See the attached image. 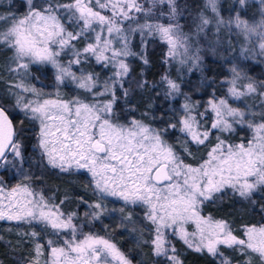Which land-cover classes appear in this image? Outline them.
Listing matches in <instances>:
<instances>
[{"label":"snow or ice","instance_id":"obj_1","mask_svg":"<svg viewBox=\"0 0 264 264\" xmlns=\"http://www.w3.org/2000/svg\"><path fill=\"white\" fill-rule=\"evenodd\" d=\"M237 2L241 7L247 4V0ZM147 3L145 7L140 0H22L15 12L0 14V24L6 25L0 30V48L11 53L0 71L18 77L0 94V165L25 162L24 120L19 127L14 124L7 102L38 127L34 147L48 166L62 173L75 170L89 176L97 198L92 203L81 198L90 209L84 213L86 218L99 220L109 211L123 214V207L107 208L106 202L113 198L125 206L144 209L143 220L148 222L144 227H151L146 243L155 256L165 257L169 264H183L169 236L195 252L218 257L220 264H233L222 249L246 257L238 264H253L254 257L264 264V224L234 229L225 219L202 214L207 202H214L228 189L245 199L264 190V111L257 114L247 105L233 107L229 102L230 98L241 100L257 94L264 82L251 81L233 64L231 77L224 81L228 85L225 94L217 96L213 90L206 104H200L191 102L181 84L165 75L161 78L165 99L184 96L181 114L173 113L175 123L166 122L158 128L147 112L141 119L122 120L125 109L117 111L118 101L128 104L131 87L126 84L141 89L148 86L143 79L129 81L132 69L127 60L139 55L148 65L146 49L151 40L166 45V62L177 61L181 66L190 65L189 71L197 68L203 72L201 37L207 35L213 21L217 31L222 25L235 24L248 43L256 44L254 48L241 47V56L264 57V0H260L261 19L251 23L239 14L225 21L218 0H205L204 10L195 17L198 23L188 32L179 22L177 0ZM157 6L167 10L157 11ZM207 10L214 14L212 18L205 15ZM136 35L141 38L140 53L132 50ZM77 43L82 46L77 48ZM215 43L218 41L212 42L213 50ZM65 56L69 57L66 62ZM92 60L111 68L112 73L101 81L98 74L76 67ZM33 66L55 70V91L46 92L25 82ZM241 80L250 82L241 84ZM68 83L82 94L66 98L59 89ZM258 94L264 98V92ZM134 111L127 108L128 113ZM237 126L247 127L251 137L230 143L218 135L211 143L214 131L232 133ZM177 130L183 139L169 142L166 137ZM193 147L197 151L204 147L206 153L197 159ZM53 200L32 188L27 175L10 188L0 180V221H15L33 229L22 233L33 242L25 264H132L110 238L84 232L86 224L77 223V213L62 210L64 200ZM260 207L264 211V203ZM125 221L132 222V215H122L121 223Z\"/></svg>","mask_w":264,"mask_h":264},{"label":"trees","instance_id":"obj_2","mask_svg":"<svg viewBox=\"0 0 264 264\" xmlns=\"http://www.w3.org/2000/svg\"><path fill=\"white\" fill-rule=\"evenodd\" d=\"M61 2H67V0H61ZM140 2L145 7L148 6L147 0H140ZM21 3L22 0H0V14L15 12ZM10 5L12 6L10 7ZM204 5L205 0H177L178 10L181 12L179 22L184 26L185 32H188L190 27L194 28L195 23H198L195 17L204 10ZM261 7L262 5L257 0H247V4L243 7L238 4L237 0H218V11L225 21L234 19L237 14L241 19L249 22L257 21ZM160 10L166 11L167 9L157 6V11ZM20 11L22 12L23 9ZM205 15L210 18L214 16L210 10H207ZM141 22H143V18H141ZM206 33L207 35L202 36L199 42L200 55L203 57L201 65L203 72L197 68L195 72H191L195 82H199V87L204 91L201 97L209 98L213 94V90H216L217 96L225 94L227 84L224 81L231 76L230 68L233 64L237 65L247 77H250L251 81L264 82V57L258 54L255 57L249 54L241 56V47L254 48L256 44L248 43L240 30L235 27V24L222 25L217 31L213 21ZM252 39L255 41V37ZM216 41L218 43H215L213 50L212 42ZM256 50L258 53V48ZM166 52L165 44L158 40H151L146 49L148 65H145L139 56L130 58L132 71L129 81L143 79L148 82V86L141 89L135 84L125 85L131 87L128 100L131 107L135 108L137 113H149L151 118H154L153 122H157L159 126H161L163 114V100L158 95L157 85L161 83L163 76L175 74V65L165 60ZM8 55L9 52L0 48V58ZM182 76L184 78V74ZM181 77H178V80H181ZM246 81L250 82L249 80ZM259 92H264V88L258 89ZM258 93L245 97L243 104H240L241 107L247 105L257 114L264 111V98ZM194 96H192L193 99L196 98ZM149 104L151 109L148 108ZM7 106L10 108L8 104ZM13 112L14 110L10 108V114L19 127L21 119ZM36 131H38V127H34L30 121H24L22 151L25 162L17 163L15 166L12 164L0 165V180L4 182V185L11 187L21 182L23 177L27 175L31 179V187L42 190L46 197H54L52 202L59 203L64 200L62 210L65 213L76 212L78 215L77 223L86 224L83 229L84 232L91 231L110 238L133 264H169L165 257L155 256L150 243H146L150 241L151 227H144L147 224L142 218L144 215L138 214L143 211L142 209L136 207L132 212L130 210L132 208L126 206L123 214L115 212L116 215H110V212H107L99 220L94 221L90 217L86 218L84 213L90 209L81 203V198L89 203L94 202L97 198L89 185V176L82 171L74 170L69 173H62L59 169L48 166L46 161L42 160L39 148L34 147L37 143ZM249 134L247 127L237 126L236 131L232 133L214 131L210 140L211 143L216 141V136L219 135L221 138H228L236 143L249 139ZM173 135L172 139H176L175 132ZM192 151L196 154L197 159L201 157V154L206 153L204 147H200L199 151L193 147ZM254 201L256 203H253ZM116 203L118 202H111L109 199L106 206L108 209L115 207L119 209L120 207L118 208ZM261 203H264V190L253 194L251 199H245L228 189L218 195L214 202H207L203 206L202 213L211 215L215 219H225L230 222L234 229H239L241 225L245 224H264V211L261 210ZM128 214L132 215V222L125 221L122 224V215L127 216ZM134 228L137 231H133ZM32 230L27 224L0 221V264H25V259L32 250L33 242L23 236L22 233ZM35 230L39 231L40 229L36 228ZM236 234L239 235V232ZM170 240L183 264H220L218 257H213L206 252H195L178 238L170 236ZM222 251L225 252L226 257L232 259L233 264H238L239 260L246 259L239 252L234 253L231 249H222Z\"/></svg>","mask_w":264,"mask_h":264},{"label":"rangeland","instance_id":"obj_3","mask_svg":"<svg viewBox=\"0 0 264 264\" xmlns=\"http://www.w3.org/2000/svg\"><path fill=\"white\" fill-rule=\"evenodd\" d=\"M257 1L260 2V0H257ZM21 10H22V8H21ZM259 19H261L260 14L258 16L257 21ZM0 25H1L0 30H2L4 27H6V25H4V24H0ZM69 30H72V29L69 28ZM76 46H77V48H80L82 46V43H77ZM141 48H142L141 38L139 35H136L132 40V50H133V52L140 53ZM10 55H11V53L9 52L8 56H10ZM137 56H139V55H137ZM7 57L0 58V68H3L6 65ZM133 57L134 56L128 58L127 63L129 65H130V58H133ZM68 58H69L68 56H65L64 61L66 62ZM170 63H173L175 65L174 66L175 67V74L174 75L167 74V76L173 80H176L178 83L181 84L182 92L186 93V94H188V96H190L191 102H193V103L199 102L200 104H202V103L206 104L208 97H206V98L201 97V95H203L204 91L201 89V87H199L200 86L199 82H195L194 77L191 75V72H195L196 68H192V70L189 71L188 68L190 67V65L181 66L177 61H170ZM76 67L84 68L88 72H94V73L98 74L100 76L101 81L106 79L113 71L111 68L105 69L102 65H97L94 60L89 61L86 65H80V66H76ZM76 67H74L73 70H76ZM54 71L55 70L52 69L51 66H46V67L45 66H33L31 69L30 76L25 80V82L28 84H32L37 88H43V90L46 92L55 91ZM183 74H184V78L182 76ZM185 74H186V77H185ZM32 77H37L38 79H33ZM178 77L179 78L181 77V80L180 79L178 80ZM15 79H18V77H16L15 74L10 75L6 71H0V94L6 93V91L8 90V84ZM240 83L246 84L248 82L246 80H241ZM197 85H198V87H197ZM165 87L166 86L163 85L162 83L157 85L158 95L161 97V100H163V102H162L163 103V114L161 117V126H159V124L157 122H153V126L158 127V128L164 127L166 122L175 123V116L173 115V113L175 112L176 116L180 115L181 114L180 106L184 102V96L183 95H178L174 98L165 99V96H164ZM226 87H228V85H226ZM59 90L66 98H71L73 95H81L82 94L80 92V90H77L74 87V85H72L71 83H68L67 86H60ZM117 94L119 95V93H117ZM194 94H195V96H194ZM192 96H194L196 98L193 99ZM244 99H245V97L242 98L241 100H233L230 98L229 102L232 104L233 107L244 108V107H241V105H240L241 103L243 104ZM6 104H8V103H6ZM8 105L11 108V105L10 104H8ZM128 107H131V105L129 103L127 105H125V102L123 100L118 101L117 111H119L120 109H125V112L122 114V117H121L122 120H124L125 117L130 119L132 116H135V118H137V119L142 118V116H141L142 113H139V112L137 113L136 111H134L132 113H128L127 112ZM150 107H151V105L149 104L148 108L151 109ZM11 109L14 110L13 113L17 114L21 120L28 122L27 120H25V118L23 117V114L20 113L19 110L14 109V108H11ZM199 110L203 111V108H200ZM252 111H253V109H252ZM204 123L207 124L208 121H204ZM174 132H175V138L176 139H172L174 137V135H173ZM174 132H170L168 134V136L166 137L169 140V142H175V140H177V139H183V137L178 132V130L174 131ZM249 132H250L249 137H251V131L249 130ZM221 139H227L228 142L234 143L228 138H221ZM215 142L216 141H213L212 144H214ZM240 142H236V143H240ZM209 146H211V145H209ZM9 159L11 160L12 157L10 156ZM78 172H80V171H78ZM109 199L111 200V202H118V203H116L118 205L117 206L118 208L119 207L120 208L126 207L123 204V202H121V201H115L113 198H109ZM136 207L139 208L140 210L141 209L143 210V211H140V213H138V214L144 215V209L142 207H140V206H128V208H132V209H130V210H132V212L135 210ZM109 212H110L109 213L110 215H116L115 213H113L111 211H109ZM203 215H205V214H203ZM142 218H143V216H142ZM188 230L192 231L193 230L192 226H188ZM53 239H55V237H53ZM169 239H170V236H169ZM253 263L259 264V261L256 257L253 258Z\"/></svg>","mask_w":264,"mask_h":264},{"label":"flooded vegetation","instance_id":"obj_4","mask_svg":"<svg viewBox=\"0 0 264 264\" xmlns=\"http://www.w3.org/2000/svg\"><path fill=\"white\" fill-rule=\"evenodd\" d=\"M9 114H10V112H9ZM11 115V114H10ZM11 117L13 118V116L11 115ZM13 121H14V118H13ZM15 123V122H14Z\"/></svg>","mask_w":264,"mask_h":264},{"label":"water","instance_id":"obj_5","mask_svg":"<svg viewBox=\"0 0 264 264\" xmlns=\"http://www.w3.org/2000/svg\"><path fill=\"white\" fill-rule=\"evenodd\" d=\"M10 115V114H9ZM10 117H11V115H10ZM12 118V117H11ZM13 119V118H12ZM14 122V121H13ZM15 124V123H14Z\"/></svg>","mask_w":264,"mask_h":264}]
</instances>
